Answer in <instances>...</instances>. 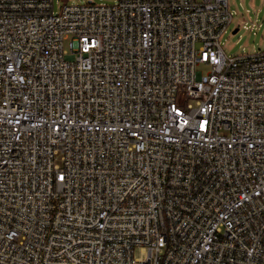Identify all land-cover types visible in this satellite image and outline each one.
<instances>
[{"label": "built area", "instance_id": "obj_1", "mask_svg": "<svg viewBox=\"0 0 264 264\" xmlns=\"http://www.w3.org/2000/svg\"><path fill=\"white\" fill-rule=\"evenodd\" d=\"M231 20L0 0V264H264V49L227 55Z\"/></svg>", "mask_w": 264, "mask_h": 264}, {"label": "rangeland", "instance_id": "obj_2", "mask_svg": "<svg viewBox=\"0 0 264 264\" xmlns=\"http://www.w3.org/2000/svg\"><path fill=\"white\" fill-rule=\"evenodd\" d=\"M116 0H52L57 12L63 4H114ZM232 20L220 36V43L227 55L247 54L264 49V0H228ZM246 21V22H243ZM237 28L235 33H232ZM198 69L205 72L201 66ZM59 162V161H57ZM135 256H142L139 251Z\"/></svg>", "mask_w": 264, "mask_h": 264}, {"label": "water", "instance_id": "obj_3", "mask_svg": "<svg viewBox=\"0 0 264 264\" xmlns=\"http://www.w3.org/2000/svg\"><path fill=\"white\" fill-rule=\"evenodd\" d=\"M237 31V28L232 31V33H235Z\"/></svg>", "mask_w": 264, "mask_h": 264}]
</instances>
